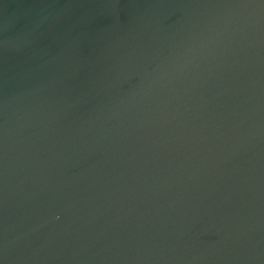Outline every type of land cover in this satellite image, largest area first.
I'll list each match as a JSON object with an SVG mask.
<instances>
[{
  "label": "water",
  "instance_id": "1",
  "mask_svg": "<svg viewBox=\"0 0 264 264\" xmlns=\"http://www.w3.org/2000/svg\"><path fill=\"white\" fill-rule=\"evenodd\" d=\"M0 264H264V0H0Z\"/></svg>",
  "mask_w": 264,
  "mask_h": 264
}]
</instances>
